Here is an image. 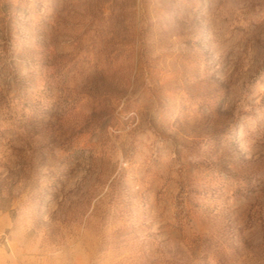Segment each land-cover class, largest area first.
<instances>
[{
  "label": "rangeland",
  "instance_id": "1",
  "mask_svg": "<svg viewBox=\"0 0 264 264\" xmlns=\"http://www.w3.org/2000/svg\"><path fill=\"white\" fill-rule=\"evenodd\" d=\"M0 264H264V0H0Z\"/></svg>",
  "mask_w": 264,
  "mask_h": 264
}]
</instances>
